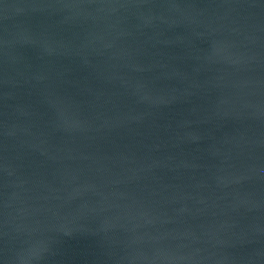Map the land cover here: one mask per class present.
<instances>
[{
  "label": "water",
  "instance_id": "obj_1",
  "mask_svg": "<svg viewBox=\"0 0 264 264\" xmlns=\"http://www.w3.org/2000/svg\"><path fill=\"white\" fill-rule=\"evenodd\" d=\"M0 264H264V0H0Z\"/></svg>",
  "mask_w": 264,
  "mask_h": 264
}]
</instances>
